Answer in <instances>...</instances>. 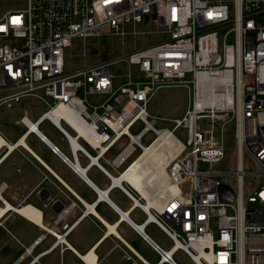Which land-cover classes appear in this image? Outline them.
<instances>
[{"label": "built area", "instance_id": "1", "mask_svg": "<svg viewBox=\"0 0 264 264\" xmlns=\"http://www.w3.org/2000/svg\"><path fill=\"white\" fill-rule=\"evenodd\" d=\"M152 12L166 40L126 59L65 70V50L74 40L123 35L124 24L141 23ZM116 63L128 72L115 75ZM168 87L192 96L171 131L156 129L147 113L154 93ZM0 92V107L12 108L24 97L47 107L36 122L23 117L21 123L36 135L43 121L57 127L73 158L50 150L78 174L77 153L106 173L98 160L121 142L108 161L117 171L124 167L120 178L148 133L153 143L162 132L173 136L183 129L186 143L173 136L179 150L167 160L166 186L150 206L152 215L123 189L146 211V222L170 239V250L131 227L159 264H176L179 251L193 264H264V0H27L24 9L0 18ZM218 115L234 123L232 146L223 126L217 142L203 140L197 129L201 118L213 124ZM138 123L143 128L132 135ZM19 142L0 135L4 157ZM187 179L191 190L184 196L179 185ZM53 235L55 244L63 242L64 235Z\"/></svg>", "mask_w": 264, "mask_h": 264}, {"label": "crops", "instance_id": "2", "mask_svg": "<svg viewBox=\"0 0 264 264\" xmlns=\"http://www.w3.org/2000/svg\"><path fill=\"white\" fill-rule=\"evenodd\" d=\"M13 107L6 108L12 114L0 123L5 142L20 141L5 157L6 149L0 151V264H159V256L140 233L163 251L171 247L166 250L157 234L170 239L146 222V211L123 191L128 190L152 215L149 202L119 178L124 167L117 171L108 164L121 142L98 160L106 173L77 153L82 171L78 174L50 150L54 146L73 158L57 127L43 121L36 135L21 123L23 117L36 122L45 111L32 120L29 114H20V107ZM21 126L25 130L19 134ZM29 208L37 214L35 220L20 213ZM53 234L64 235L63 242L56 245Z\"/></svg>", "mask_w": 264, "mask_h": 264}, {"label": "rangeland", "instance_id": "3", "mask_svg": "<svg viewBox=\"0 0 264 264\" xmlns=\"http://www.w3.org/2000/svg\"><path fill=\"white\" fill-rule=\"evenodd\" d=\"M26 1L27 0H0V18L6 12L24 9L26 7ZM161 31H163V27L157 25L155 15L152 12L145 16L141 23L135 24L133 22H128L124 24L120 29L123 35L104 33L99 37H89L84 40L76 39L73 45L65 50L64 68L66 71L72 72L82 67H91L98 64L126 59L134 52L144 50L166 40L167 36L162 34ZM112 70L115 75H123L128 72L129 68L124 64L116 63L112 66ZM2 95L3 93L0 92V96ZM191 98V93L182 87H168L158 90L154 93L147 105V113L150 116L148 120L156 121V129H167L171 131L173 129L172 121L182 118L186 110L191 107ZM14 104L13 108L20 107V114H29L32 120H35L38 115L46 111L45 105L40 100H36V98L34 99L33 97H24L18 104ZM6 108L5 106L0 107V123L6 121L9 115L12 114L6 111ZM217 118L218 119H216L213 124L210 119L201 118L197 122L198 131L202 134L203 140H208L212 137L217 142L220 136V130L223 126L225 129L224 137L228 145L232 146L233 121L229 117H221L219 115ZM142 128L143 125L138 123L132 129L131 134L137 135ZM24 130V127L21 126L18 130L19 134L23 133ZM41 130H43V128H41ZM172 134L180 143H186L187 136L183 129H176ZM153 139L154 136L148 133L141 142L146 146L150 144ZM138 153L139 151H137L132 159H134ZM200 168L205 167L201 166ZM179 188L183 195L187 196L191 190V180H185L179 185ZM157 193L158 192H154L153 195L157 197ZM157 239L166 250L172 246L171 241L160 233L157 234ZM173 261L176 264H193L189 257L181 251L173 255Z\"/></svg>", "mask_w": 264, "mask_h": 264}, {"label": "bare ground", "instance_id": "4", "mask_svg": "<svg viewBox=\"0 0 264 264\" xmlns=\"http://www.w3.org/2000/svg\"><path fill=\"white\" fill-rule=\"evenodd\" d=\"M217 104L219 103L213 101L210 105ZM178 150L179 146L175 144L174 137L169 132H162L158 139L143 148L140 155L122 174L121 179L137 190L146 202H149V207H154L166 186L165 166L167 160L174 157ZM153 185H155L154 188H152ZM154 192H158L157 197L153 195ZM20 213L32 220L37 218V214L30 208L28 211L22 210Z\"/></svg>", "mask_w": 264, "mask_h": 264}, {"label": "trees", "instance_id": "5", "mask_svg": "<svg viewBox=\"0 0 264 264\" xmlns=\"http://www.w3.org/2000/svg\"><path fill=\"white\" fill-rule=\"evenodd\" d=\"M149 144H147L146 146H148ZM140 155V154H139Z\"/></svg>", "mask_w": 264, "mask_h": 264}, {"label": "water", "instance_id": "6", "mask_svg": "<svg viewBox=\"0 0 264 264\" xmlns=\"http://www.w3.org/2000/svg\"><path fill=\"white\" fill-rule=\"evenodd\" d=\"M148 207H146V209H147Z\"/></svg>", "mask_w": 264, "mask_h": 264}]
</instances>
